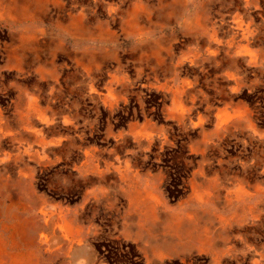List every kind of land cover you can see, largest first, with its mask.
<instances>
[{"label": "rangeland", "instance_id": "1", "mask_svg": "<svg viewBox=\"0 0 264 264\" xmlns=\"http://www.w3.org/2000/svg\"><path fill=\"white\" fill-rule=\"evenodd\" d=\"M0 264H264V0H0Z\"/></svg>", "mask_w": 264, "mask_h": 264}]
</instances>
